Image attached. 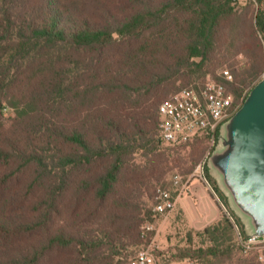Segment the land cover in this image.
I'll return each mask as SVG.
<instances>
[{"label":"trees","instance_id":"1","mask_svg":"<svg viewBox=\"0 0 264 264\" xmlns=\"http://www.w3.org/2000/svg\"><path fill=\"white\" fill-rule=\"evenodd\" d=\"M263 72L264 0H0V264H130L159 189L209 175L211 137L165 145L161 104L213 80L241 107ZM219 209L170 261L264 264Z\"/></svg>","mask_w":264,"mask_h":264},{"label":"built area","instance_id":"2","mask_svg":"<svg viewBox=\"0 0 264 264\" xmlns=\"http://www.w3.org/2000/svg\"><path fill=\"white\" fill-rule=\"evenodd\" d=\"M223 75L227 82L233 81L229 71L223 72ZM239 108L234 106V97L223 83L208 80L199 89L185 88L165 100L160 106L161 139L165 145L170 146L186 144L205 135L214 141L218 130ZM205 167L206 160L198 165L195 175L203 178ZM173 181L174 186L179 188V193L174 197L170 191L159 189L158 203L154 209L158 214L167 215L173 212L177 199L189 190L190 178L182 183L181 177L176 175ZM145 230L153 231L154 227L147 225ZM153 242L148 248L139 251L130 264H158L159 258L153 249ZM237 245L244 255L257 252L259 260L264 261V237L243 236L238 230Z\"/></svg>","mask_w":264,"mask_h":264},{"label":"rangeland","instance_id":"3","mask_svg":"<svg viewBox=\"0 0 264 264\" xmlns=\"http://www.w3.org/2000/svg\"><path fill=\"white\" fill-rule=\"evenodd\" d=\"M237 1L242 7L247 4V0ZM263 77L264 72L259 77L257 82H255V84L260 82ZM5 115L9 119L14 117V114L10 110H5ZM214 141H212L209 145L210 154L207 160L209 175L206 173V171H204L203 178H199L197 175H195L196 168L198 167L197 165L193 173L189 176L191 179L190 183L197 181L208 187L211 197L215 201L216 205L218 207L220 206L226 212L230 210L240 220V223L244 226L245 231L247 233H253L256 230L258 224L257 216L254 209L242 196H240L237 186L231 178L230 164L239 151V148L236 146L237 137L232 121L228 120L222 125L220 138L218 141ZM138 156L139 155H137V159L140 160ZM205 160L206 158L202 159L200 164ZM194 175L195 177L192 178ZM216 188H218L220 192L226 197V202L217 193ZM180 205L183 208L186 206H193V199L190 198L188 194H184L180 201ZM171 213L163 215L159 218L156 224L152 225L154 227V231H156V236L154 238L155 246H153V249L156 253L159 252L158 254L161 255L159 257L158 264H196L192 261L173 263L170 261L172 258L170 250L177 247H187V234L189 231L191 229L197 232L202 231L205 229L203 228L205 223H203L201 226V228H203L202 230H197L190 227L183 215H178V211H176V209H174ZM238 230L240 231V228L236 230L237 233ZM199 242L200 239L195 238V244L198 245Z\"/></svg>","mask_w":264,"mask_h":264},{"label":"water","instance_id":"4","mask_svg":"<svg viewBox=\"0 0 264 264\" xmlns=\"http://www.w3.org/2000/svg\"><path fill=\"white\" fill-rule=\"evenodd\" d=\"M230 121L239 148L230 164L231 178L258 220L256 230L248 236L264 237V77Z\"/></svg>","mask_w":264,"mask_h":264},{"label":"crops","instance_id":"5","mask_svg":"<svg viewBox=\"0 0 264 264\" xmlns=\"http://www.w3.org/2000/svg\"><path fill=\"white\" fill-rule=\"evenodd\" d=\"M208 189V187L200 182L194 181L190 184L189 190L184 193L188 194L190 198L193 199V206L181 207L180 201L184 194L181 195L176 202V211L182 212L189 226L197 230H202L216 223L221 217V211L211 197ZM203 223H205V226L201 228ZM153 243L155 246V241Z\"/></svg>","mask_w":264,"mask_h":264}]
</instances>
